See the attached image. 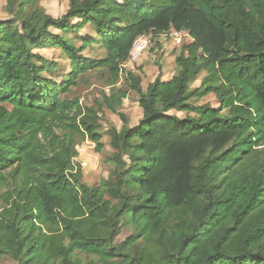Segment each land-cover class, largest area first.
Here are the masks:
<instances>
[{
    "label": "trees",
    "instance_id": "1",
    "mask_svg": "<svg viewBox=\"0 0 264 264\" xmlns=\"http://www.w3.org/2000/svg\"><path fill=\"white\" fill-rule=\"evenodd\" d=\"M5 11L0 261L264 264V0H68L60 18L36 0H7ZM85 27L93 35L66 36ZM171 31L190 43L175 75L143 91L124 70L133 44ZM94 45L101 59L83 56ZM44 49L69 62L63 82L44 76ZM89 74L108 91L87 106L75 90ZM129 92L142 115L131 129L119 111ZM208 95L218 108L190 103ZM102 110L122 128L107 130L113 173L89 187L76 146L103 150ZM122 226L131 234L116 243Z\"/></svg>",
    "mask_w": 264,
    "mask_h": 264
},
{
    "label": "rangeland",
    "instance_id": "2",
    "mask_svg": "<svg viewBox=\"0 0 264 264\" xmlns=\"http://www.w3.org/2000/svg\"><path fill=\"white\" fill-rule=\"evenodd\" d=\"M7 0H0V21H6L9 16L7 15L6 8ZM36 3L44 10V12L53 17L60 18L68 9V0H36ZM93 35L91 30L87 27L81 29L76 35H66L67 37L76 39V36ZM186 35H181L180 43L173 40V37L169 33L161 35L159 37L147 36L148 45L144 54L140 60H129L124 67L126 71H132L136 75L141 77V88L144 91L150 83L156 78L161 80H169L175 75L176 68L174 66V58L181 51L182 46L190 43ZM76 46H79L77 40H74ZM36 53L43 56L49 63V70L44 73L45 77L51 78L53 81L60 83L67 79L70 72L69 62L60 50L57 49H44L36 51ZM104 53L98 46L94 45L90 50H86L83 53L84 57L91 59H101ZM204 74H200L198 79L192 84L191 90L199 87L201 79ZM123 76L118 84L121 86ZM104 80L100 79L95 74L86 75L83 81L78 85L75 90V96H77L83 105L90 106L94 101L99 99L101 91H108V88L104 87ZM194 106H210L211 108H218L219 104L213 95H208L202 99L191 100L190 102ZM127 119L128 127L134 128L141 120V110L138 106V96L134 92H129L127 98L123 101L121 109L119 110ZM179 118H185L186 116L192 117V114H183L171 112ZM100 128L98 132L101 134V143L103 144V150L100 153L95 151V145L85 140L76 146L77 158L75 163L81 167L82 183L86 186H95L103 183L113 173L114 167L111 163L107 162V159L112 155L113 150L109 145V137L107 136V130L109 127H114L117 130L122 128V122L117 115L111 114L108 111L102 110L99 120ZM131 234V230L122 226L120 235L116 238V243H120L125 240ZM0 264H13L12 261L4 259L0 261Z\"/></svg>",
    "mask_w": 264,
    "mask_h": 264
},
{
    "label": "built area",
    "instance_id": "3",
    "mask_svg": "<svg viewBox=\"0 0 264 264\" xmlns=\"http://www.w3.org/2000/svg\"><path fill=\"white\" fill-rule=\"evenodd\" d=\"M169 34L171 37H173V40L176 41L177 43H180V37L182 34L186 35V37H187V34L182 33V32L171 31V32H169ZM147 45H148L147 36H143V37L138 38L133 44L132 50H131L130 55H129V60H131V61L139 60L141 58V56L144 54V52L146 51ZM128 64H130V63H128Z\"/></svg>",
    "mask_w": 264,
    "mask_h": 264
},
{
    "label": "crops",
    "instance_id": "4",
    "mask_svg": "<svg viewBox=\"0 0 264 264\" xmlns=\"http://www.w3.org/2000/svg\"><path fill=\"white\" fill-rule=\"evenodd\" d=\"M188 41L190 42V39H188ZM142 57H143V56H142ZM142 57H141V59H142ZM141 59H140V60H141ZM170 79H171V78H170ZM170 79H169V80H170ZM169 80H162V81L166 82V81H169Z\"/></svg>",
    "mask_w": 264,
    "mask_h": 264
}]
</instances>
